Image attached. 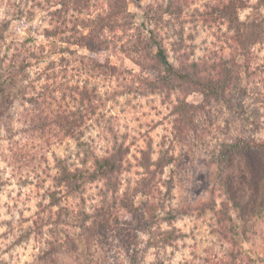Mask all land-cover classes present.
<instances>
[{
  "label": "trees",
  "instance_id": "1",
  "mask_svg": "<svg viewBox=\"0 0 264 264\" xmlns=\"http://www.w3.org/2000/svg\"><path fill=\"white\" fill-rule=\"evenodd\" d=\"M37 6L49 14L43 36L53 41L59 57L35 79L30 69L44 57L45 47H36L30 37L11 56L2 57L11 22L0 23V115L7 113L12 123L14 115L5 106L13 98L23 108L21 133L38 150L29 168L43 190L37 229L19 244L33 232L43 235L46 228V256L52 257L73 249L87 254L96 240L111 243L118 237L134 253L132 264H146L137 258L138 243L126 238L131 228L136 239L137 233L147 237L144 251L152 250L155 256L148 264H167L168 250L186 237L178 221L212 214L216 232L230 245L220 264L256 263L240 245L232 198L221 181L205 199L179 204L176 179H166L165 173L179 162L177 147L199 136V119L210 116L216 104L230 110L247 131L246 137L223 146L220 163L231 152L264 151V137H256L264 134V77L256 81L264 66L253 69L255 48L264 46V0H217L203 8L195 0H154L141 24L129 0H46ZM20 14L27 23L36 16L34 11ZM200 31L215 32L231 50L230 57L194 60ZM239 57L245 59L246 76L252 79L247 85ZM127 61L135 69L127 67ZM193 94L202 95L203 102L190 103ZM156 96L169 110L171 125L170 136L158 150L148 137L132 160L135 143L117 134L105 154L93 149L87 134L101 124L110 105L123 98L130 104ZM65 141H73L76 151L65 156L54 151L50 165L48 154ZM20 156L22 162L30 158ZM5 185L0 179V189ZM90 188L96 190L94 195H88ZM0 264H6L1 250Z\"/></svg>",
  "mask_w": 264,
  "mask_h": 264
},
{
  "label": "rangeland",
  "instance_id": "2",
  "mask_svg": "<svg viewBox=\"0 0 264 264\" xmlns=\"http://www.w3.org/2000/svg\"><path fill=\"white\" fill-rule=\"evenodd\" d=\"M195 1L197 7L203 8L205 3L217 0ZM37 2L45 3L46 0H0V23L11 22L10 29L5 33L2 57L11 56L30 37L35 39L36 47H45L44 57L30 69L32 79L37 78L50 61L59 57L53 51V41L43 36V30L49 26V14L38 7ZM153 2L129 0L130 11L136 15L138 24L143 22L147 6ZM255 2L252 0V3ZM21 11L25 14L34 11V21L27 23ZM249 12L245 11L243 17ZM194 45L193 58L196 61L228 59L231 54L223 40L212 31H200ZM175 58L172 53L171 60L176 63ZM114 62L119 63L117 59ZM238 63L241 65L244 84L247 85L248 80L251 82L252 79L246 76L245 59L239 57ZM260 65L264 66V46L255 48L253 69ZM126 66L135 69L129 61ZM258 73L256 81L264 77V71ZM254 86L251 84V88ZM188 101L201 104L203 97L193 94ZM5 107L14 115L12 123H9L11 119L7 113L0 115V179L6 184L0 189V250L6 264H132L134 253H129L127 245L118 237L113 238L111 243L96 240L87 254L73 249L62 250L52 257L46 256V228L42 230L43 235L33 232L19 244L21 237L37 229L35 223L42 214L40 203L43 190L29 168L32 166L31 157L35 155L38 158V150L32 149V144L21 133L19 120L23 108L14 98L12 104ZM105 112L101 124L87 134L93 149L101 155L111 147L115 134L126 135L128 143H135L132 147V160L138 154V149L145 146L148 137L153 140L154 149L158 150L164 137L170 136L171 125L167 119L169 110L159 96L142 98L130 104L123 98L119 104L110 105ZM199 122V136H191L183 145L178 146L175 153L180 157L179 162L166 169L165 178L174 176L176 179V203L201 201L215 183L221 181L232 198L240 245L256 260L253 264H264V151L231 152L222 164L220 153L225 152L223 146L246 137L247 131L222 104L213 106L210 116L199 119ZM256 137L263 138L264 134L259 133ZM54 151L59 156H65L76 151V144L65 141L63 145L53 147L48 154L50 165L54 162ZM26 154L30 158L22 162L20 155ZM49 185L50 182H47L46 186ZM95 191L90 188L88 195H94ZM177 226L186 237L168 250L167 264H220L230 245L216 232L218 225L212 214L201 219L185 218L178 221ZM125 234L129 241L138 243L137 258L140 262L148 264L155 259L152 250L144 251L146 236L137 233L136 239L135 231L131 228Z\"/></svg>",
  "mask_w": 264,
  "mask_h": 264
}]
</instances>
